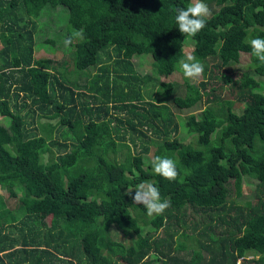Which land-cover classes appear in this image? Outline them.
I'll list each match as a JSON object with an SVG mask.
<instances>
[{
	"label": "trees",
	"instance_id": "trees-1",
	"mask_svg": "<svg viewBox=\"0 0 264 264\" xmlns=\"http://www.w3.org/2000/svg\"><path fill=\"white\" fill-rule=\"evenodd\" d=\"M23 1L0 0V115L10 120L0 125V185L21 191L0 195V264H153L150 254L158 264H264V94L255 90L264 63L248 43L264 37V0H205L209 15L192 36L174 21L191 0H45L65 8L72 50L61 61L34 58L37 25ZM187 38L217 70L250 56L252 76L208 78L235 90L241 113L207 81H185L182 96L157 81L178 69ZM140 55L151 74L136 72ZM203 96L183 126L192 141L179 146L170 106L191 109ZM157 155L174 159L176 178L152 170ZM245 179L253 201L241 206ZM145 181L168 201L160 214L132 200Z\"/></svg>",
	"mask_w": 264,
	"mask_h": 264
},
{
	"label": "rangeland",
	"instance_id": "rangeland-1",
	"mask_svg": "<svg viewBox=\"0 0 264 264\" xmlns=\"http://www.w3.org/2000/svg\"><path fill=\"white\" fill-rule=\"evenodd\" d=\"M24 12L27 17L33 18L36 23V33L34 34V42L36 43L34 58H49L56 61H61L64 58H70L71 48L64 44L65 40V19L66 12L65 8L58 2H50L45 0H24L23 1ZM6 37L3 33L0 32V46L5 42ZM193 48V41L190 38H187L183 44V51L185 54V58L191 54ZM151 58L148 55H140L138 57L132 58V63L135 67V70L140 75L151 74ZM204 65L203 73L195 78H186L183 76L180 66L178 69L170 74L167 77H159L157 81L160 82H169L173 83L176 87V95L182 96L184 93V83L187 81L189 84L198 85L202 81H207L206 90L209 91L211 88H214L215 94H220L222 99H226L228 101H232V111L235 114H239L242 112L244 105L235 100V90L229 89L228 84H222L221 80L218 78L208 79L210 74L218 75L225 74L233 79L238 77L252 76V70L254 68V64L252 63L250 56L246 53H241L239 61L231 65L230 67L220 68V70L212 68V63L207 61H200ZM68 80L74 79V75L71 70L67 73ZM257 81H259V86L255 89L264 94V81L259 77H255ZM156 86L149 85L146 87V93L154 96L156 94ZM205 100V96H203L202 101L196 104L191 109H180L177 110L173 106H170L174 119L178 127L177 138L179 146L185 145L186 143L192 141V137L186 133L184 126V122L187 117L191 114L200 112L207 104L203 101ZM41 121V120H40ZM45 121V120H44ZM43 120L41 122H44ZM10 120L8 117H3L0 115V125L7 126ZM54 123V121H52ZM36 126V125H35ZM34 126V127H35ZM59 141L60 138H57ZM117 152L126 155L127 157L131 156V150L126 144H117ZM52 151L57 152L56 148H52ZM151 150L150 154H148V161L151 160L152 157ZM253 184L254 181L251 179H245L241 185V196L237 199V203L241 206H247L249 202L253 201L252 193H253ZM11 191H14L17 194H20L21 191L19 189H10L6 185H0V195L3 197H7ZM134 191V189H133ZM10 207H15V202L10 200ZM188 217H194L192 211L189 210L187 212ZM149 215V214H148ZM150 216V215H149ZM51 217L47 215H41L39 218L38 225L39 226H48L50 224ZM151 226H145L140 229L141 234L144 235L147 231H151ZM159 236H163L161 229L157 234ZM179 255H185V253H180ZM149 260L153 264H158L155 255H148Z\"/></svg>",
	"mask_w": 264,
	"mask_h": 264
},
{
	"label": "clouds",
	"instance_id": "clouds-1",
	"mask_svg": "<svg viewBox=\"0 0 264 264\" xmlns=\"http://www.w3.org/2000/svg\"><path fill=\"white\" fill-rule=\"evenodd\" d=\"M209 8L205 0H191L186 7H178L174 15L176 29L188 36L195 35L205 26ZM81 35V33H77ZM71 43V37L64 40L67 46ZM252 55L258 63H264V37L254 36L248 41ZM182 74L186 78H195L204 71V65L193 55L179 61ZM152 170L159 176L172 180L177 176V166L174 159L167 155H157L151 163ZM132 200L136 204L143 205L147 214H160L168 207V201L161 197L159 187L149 181L140 183L134 187Z\"/></svg>",
	"mask_w": 264,
	"mask_h": 264
}]
</instances>
